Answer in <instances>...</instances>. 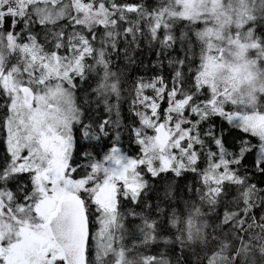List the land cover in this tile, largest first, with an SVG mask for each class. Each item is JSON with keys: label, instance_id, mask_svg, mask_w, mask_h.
Wrapping results in <instances>:
<instances>
[{"label": "snow or ice", "instance_id": "obj_1", "mask_svg": "<svg viewBox=\"0 0 264 264\" xmlns=\"http://www.w3.org/2000/svg\"><path fill=\"white\" fill-rule=\"evenodd\" d=\"M0 264H264V0H0Z\"/></svg>", "mask_w": 264, "mask_h": 264}]
</instances>
